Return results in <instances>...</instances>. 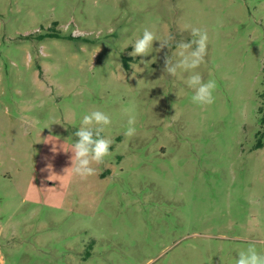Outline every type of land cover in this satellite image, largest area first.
<instances>
[{
    "label": "rangeland",
    "instance_id": "obj_1",
    "mask_svg": "<svg viewBox=\"0 0 264 264\" xmlns=\"http://www.w3.org/2000/svg\"><path fill=\"white\" fill-rule=\"evenodd\" d=\"M190 27L208 31L210 106L163 71ZM145 28L172 49L129 55ZM93 110L112 144L81 179L64 170ZM252 243L264 253V0H0V264H235Z\"/></svg>",
    "mask_w": 264,
    "mask_h": 264
},
{
    "label": "clouds",
    "instance_id": "obj_2",
    "mask_svg": "<svg viewBox=\"0 0 264 264\" xmlns=\"http://www.w3.org/2000/svg\"><path fill=\"white\" fill-rule=\"evenodd\" d=\"M190 36V41L181 40L175 43L176 51L170 56H165L163 71L171 77H176L180 72L188 73L185 84L193 90L192 102L199 106H210L215 102L216 81L214 79L205 81L202 74L196 71L206 62L208 31L199 27H190ZM174 40L173 36L161 39L154 31L145 28L142 36L132 44L133 51L129 55L133 57L149 56L154 50V41L159 42V47L155 49L156 52L166 47L172 49ZM154 62L153 60L141 61L146 66ZM123 115L127 117L126 130L123 135L131 138L136 134V116L131 109L127 108L123 110ZM111 123L110 116L101 110H93L83 116L81 126L74 133L76 139L69 150L72 154L70 157L71 166L64 170L65 173L70 170L73 175L81 179H87L96 174L94 166L104 163L106 157L110 155L112 140L106 138L103 133L106 126ZM55 151L54 146L53 152ZM48 168L51 169V165ZM235 264H264V253L258 251L255 243L249 244L245 250L238 253Z\"/></svg>",
    "mask_w": 264,
    "mask_h": 264
},
{
    "label": "trees",
    "instance_id": "obj_3",
    "mask_svg": "<svg viewBox=\"0 0 264 264\" xmlns=\"http://www.w3.org/2000/svg\"><path fill=\"white\" fill-rule=\"evenodd\" d=\"M261 146H262V144L258 145V147H261Z\"/></svg>",
    "mask_w": 264,
    "mask_h": 264
}]
</instances>
